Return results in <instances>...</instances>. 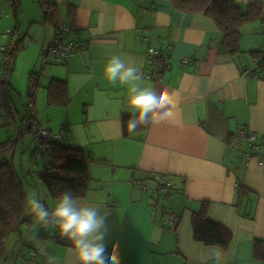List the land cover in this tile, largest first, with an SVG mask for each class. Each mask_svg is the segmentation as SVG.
Here are the masks:
<instances>
[{"label":"crops","instance_id":"0c3cea01","mask_svg":"<svg viewBox=\"0 0 264 264\" xmlns=\"http://www.w3.org/2000/svg\"><path fill=\"white\" fill-rule=\"evenodd\" d=\"M236 1L245 13L257 0ZM260 1L262 17L240 28L237 56L226 50L210 17L180 12L170 0H52L58 8L52 23L43 16H29L25 23L24 9L18 12L12 6L24 19L22 33L9 40L5 36L0 45L21 40L25 47L29 39V54H20L16 70L20 67L22 74L30 75L35 90L46 98L51 80L68 83V104L50 106V116L41 115L32 99L33 124L64 134L67 145L84 150L92 181L80 200L105 202L115 210L105 244L109 250L118 245L121 264H264V159L248 156L237 139L238 130L244 129L264 142V0ZM33 22L51 27L43 40L29 36ZM59 24H71L70 39L81 44V51L43 68L41 52ZM117 55L140 68L142 87L151 84L175 93L172 119L152 124L150 117L145 126L125 134L127 89L109 83L103 73L107 61ZM156 72H161V80ZM9 113L0 106L3 138L18 129ZM162 181L166 197L159 193ZM55 201L44 199L49 208ZM204 204L211 222L194 226V214ZM170 212L178 223L168 228ZM206 225L224 229L219 236L228 231L224 245L196 239V227L205 231ZM45 227L54 230L55 242L52 258L42 255L44 264H78L71 242L54 226ZM44 231L41 237L47 239ZM26 241L22 240L24 246ZM30 250L39 257L33 247Z\"/></svg>","mask_w":264,"mask_h":264},{"label":"trees","instance_id":"16d2710c","mask_svg":"<svg viewBox=\"0 0 264 264\" xmlns=\"http://www.w3.org/2000/svg\"><path fill=\"white\" fill-rule=\"evenodd\" d=\"M8 4L13 5L15 10L22 12V4L20 0H5ZM174 7L183 13H204L210 17L216 24L217 28L223 35V43L231 54L237 56L240 52L239 41L241 39L240 28L255 18L262 17V4L257 0L253 4L248 5L247 11L244 13L236 0H170ZM38 6L43 12V21L52 23L57 19L58 8L52 0H37ZM54 11V12H52ZM59 21H56V24ZM61 26H65L61 24ZM60 26V27H61ZM71 27V26H70ZM73 28V27H72ZM70 31H62V38L64 40L79 44L81 51V44L77 41L71 40ZM8 36V35H7ZM9 37V36H8ZM10 38V37H9ZM23 42L21 40L15 41L12 45H0V106L6 111L10 112L11 120H16V110L12 106V97L10 95L11 78L16 69L17 59L23 49ZM79 51V52H80ZM255 57L257 54H251ZM159 57V56H158ZM46 63L44 65L61 64ZM164 62L165 60H161ZM43 63V62H42ZM153 64V63H150ZM167 65V61L165 66ZM158 74L157 80H161V72ZM155 73V74H156ZM32 77V75H31ZM34 93V91H31ZM47 99L49 106H66L69 101L68 97V83L66 80L53 79L47 88ZM34 95H29V103L25 106L26 116L23 124L19 125L16 136H12L8 141L0 143V264H5L9 259L6 253V241L15 233H19L21 226L30 223L32 216H25L26 208V187L22 177L18 174L15 165L9 160L8 154L14 148L22 137L33 132L34 120L31 114H34ZM150 120V117H149ZM129 116H122V123L125 134L135 132L144 123H138L134 131L128 129ZM30 124V127H28ZM43 146L42 157L48 155V161L43 164L39 170V178L42 186L47 190L49 196L56 200V198L65 190H70L75 196L83 198L86 196L90 188L92 178L88 170V163L84 150L81 147H76L66 144H55L54 147L48 143H38ZM36 152V151H35ZM34 152V153H35ZM32 177L34 173H29ZM163 180V179H162ZM167 188V185L163 183ZM211 222L207 218L205 204L199 213L194 214L193 223L197 226L201 221ZM206 230L195 231V237L199 241H204L208 245H224L228 231L219 236L224 229L219 227H212L206 225ZM32 253V252H31ZM30 253V254H31Z\"/></svg>","mask_w":264,"mask_h":264},{"label":"clouds","instance_id":"9594fccd","mask_svg":"<svg viewBox=\"0 0 264 264\" xmlns=\"http://www.w3.org/2000/svg\"><path fill=\"white\" fill-rule=\"evenodd\" d=\"M103 73L109 83L127 89L129 131H134L138 123L147 124L149 117L152 124L173 118L175 93L158 90L151 84L142 87L140 68L117 55L107 61ZM25 211L36 223L58 229L61 238L71 242L78 264H121L118 245L109 250L105 244L115 223V210L105 202L82 203L70 190H65L49 208L33 192L26 199ZM40 251L43 253V249Z\"/></svg>","mask_w":264,"mask_h":264},{"label":"rangeland","instance_id":"374dc122","mask_svg":"<svg viewBox=\"0 0 264 264\" xmlns=\"http://www.w3.org/2000/svg\"><path fill=\"white\" fill-rule=\"evenodd\" d=\"M22 1L23 7L25 11V23L28 22L29 16L36 19V17L41 18L43 13L41 9L38 7L37 0H20ZM13 5L8 4L5 0H0V43L4 41V37L7 36V31L11 30L14 34H21L24 19L18 14L15 15ZM14 11V12H13ZM6 13H11L10 19L5 18ZM38 13V14H37ZM32 21V20H31ZM30 25H34L30 31L29 36L36 37L38 39L44 38V36H48L49 31H51V27L47 24L41 22H33ZM63 25H70L71 24H63ZM21 26V30L18 31V28ZM72 27V26H71ZM18 31V32H17ZM29 38V37H27ZM10 38H8L9 40ZM29 40V39H28ZM28 44V43H27ZM27 47V46H26ZM24 47V51L19 53L29 54ZM42 60V59H41ZM40 60V62H41ZM43 64V63H42ZM44 65L43 68H46ZM51 66V65H50ZM11 88H10V95L12 97V106L16 108L21 116L19 117L16 115V120L19 125L23 124L24 117L26 115L25 106L28 104L29 95L33 94L36 104L37 111L43 116H50L52 115L53 107L48 106L47 98L44 93L40 90L36 89L35 80L27 78L26 73L22 74V69L19 67L17 70L15 69L14 74L11 78ZM31 91H34L31 92ZM9 126V123L4 125L5 130ZM6 135L5 132L0 131V143L8 141L13 135H9L6 138H3ZM25 137V138H24ZM19 143L14 145V148L8 154L9 160L13 162L18 174L22 177V180L26 187L27 197L36 192L38 197L41 198L43 201L46 197L53 200L47 190L42 186L41 180L39 178V170L41 169L42 165L48 161V155L42 157L41 153H43V146L39 145L33 138L31 134H26ZM23 142H26V145L23 147ZM36 147L38 150L34 153ZM34 158V159H33ZM33 159V163H32ZM33 171L34 175L31 177L29 173ZM38 171V172H37ZM25 216L31 217L25 211ZM43 228L45 229L44 234H48L47 239H43L41 237V233L43 232ZM28 238V239H27ZM27 239V241H26ZM22 240L26 241V246L22 243ZM55 242V234L53 229H49L41 224L36 223L35 219L32 217V222L23 224L21 226L20 232L15 233L6 241V253L9 259L5 262V264H32V261L40 262L44 264V259L42 255H46L50 259L52 258L51 253L53 252V244ZM51 245H49V244ZM35 249L39 253V257H33L28 253V250ZM15 249V252H14ZM43 249V253L39 252ZM30 250V251H31ZM34 250V251H35ZM17 257H20L19 259Z\"/></svg>","mask_w":264,"mask_h":264},{"label":"built area","instance_id":"2783aa9c","mask_svg":"<svg viewBox=\"0 0 264 264\" xmlns=\"http://www.w3.org/2000/svg\"><path fill=\"white\" fill-rule=\"evenodd\" d=\"M54 12V11H52ZM59 24L57 26V30L55 36L50 43V45L42 50L41 59L43 64L46 63H59L60 61H66L68 58L73 57L80 51L79 44L71 43L64 40L62 38V31H70L72 27L70 25L61 26ZM7 35L10 38L14 37V32L11 30L7 31ZM150 53L155 57L156 53L154 50H150ZM151 62V61H150ZM155 77H158V74H155ZM16 138H18L19 134L15 133ZM32 136L37 143H48L53 146L55 144H66L68 143L67 138L64 134L59 132H53L51 130L46 129L44 126L40 124H35L32 132ZM236 138V135H234ZM258 134L256 133H248L244 129H239L237 134L238 144L240 147L244 148L246 154L248 156L257 154L262 160L264 159V142L260 144L258 142ZM264 140V137H263ZM159 193L161 196L166 197L168 195L167 188L163 185V181L158 185ZM178 223L177 216L170 212L168 214V219L166 222V227H174ZM31 255L35 257L36 252H32Z\"/></svg>","mask_w":264,"mask_h":264},{"label":"water","instance_id":"95a60500","mask_svg":"<svg viewBox=\"0 0 264 264\" xmlns=\"http://www.w3.org/2000/svg\"><path fill=\"white\" fill-rule=\"evenodd\" d=\"M28 41H29V40H27V41H26V43H25V45H24L25 47L27 46L26 44L28 43ZM28 127H30V124H29V126H28Z\"/></svg>","mask_w":264,"mask_h":264}]
</instances>
